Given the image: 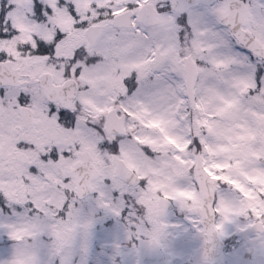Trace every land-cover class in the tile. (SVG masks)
Wrapping results in <instances>:
<instances>
[{
    "label": "snow or ice",
    "instance_id": "snow-or-ice-1",
    "mask_svg": "<svg viewBox=\"0 0 264 264\" xmlns=\"http://www.w3.org/2000/svg\"><path fill=\"white\" fill-rule=\"evenodd\" d=\"M241 221L217 264H264V0H0V264H172Z\"/></svg>",
    "mask_w": 264,
    "mask_h": 264
},
{
    "label": "rangeland",
    "instance_id": "rangeland-1",
    "mask_svg": "<svg viewBox=\"0 0 264 264\" xmlns=\"http://www.w3.org/2000/svg\"><path fill=\"white\" fill-rule=\"evenodd\" d=\"M174 219L176 222H181L179 218ZM198 245L199 241L194 239V230L182 236L180 239L173 241L171 248L172 264H192L190 259ZM199 264H209V262L203 260Z\"/></svg>",
    "mask_w": 264,
    "mask_h": 264
},
{
    "label": "water",
    "instance_id": "water-1",
    "mask_svg": "<svg viewBox=\"0 0 264 264\" xmlns=\"http://www.w3.org/2000/svg\"><path fill=\"white\" fill-rule=\"evenodd\" d=\"M196 238L201 239L202 243L199 247V251L194 254L193 260L194 263L199 262L204 257H213L218 258L221 250H222V244L223 242L220 240L218 235H216V232L214 231L213 227L209 228L207 232H197L195 235ZM208 237V241H206V238ZM211 250V252H209ZM212 258V259H213ZM212 264H217V259L214 260Z\"/></svg>",
    "mask_w": 264,
    "mask_h": 264
},
{
    "label": "flooded vegetation",
    "instance_id": "flooded-vegetation-1",
    "mask_svg": "<svg viewBox=\"0 0 264 264\" xmlns=\"http://www.w3.org/2000/svg\"><path fill=\"white\" fill-rule=\"evenodd\" d=\"M243 225V221L239 222L236 226H231L229 228L230 235L228 236L227 240L225 241L224 250L229 252L230 255L235 254L237 252L244 253L245 251L252 253V255L256 254V246L254 244L245 243V234L240 232L238 229ZM223 224L219 225L217 231L221 236V229ZM222 237V236H221ZM239 246V247H238Z\"/></svg>",
    "mask_w": 264,
    "mask_h": 264
},
{
    "label": "clouds",
    "instance_id": "clouds-1",
    "mask_svg": "<svg viewBox=\"0 0 264 264\" xmlns=\"http://www.w3.org/2000/svg\"><path fill=\"white\" fill-rule=\"evenodd\" d=\"M209 252H211V250H209Z\"/></svg>",
    "mask_w": 264,
    "mask_h": 264
}]
</instances>
